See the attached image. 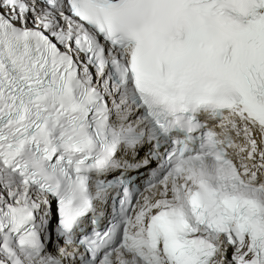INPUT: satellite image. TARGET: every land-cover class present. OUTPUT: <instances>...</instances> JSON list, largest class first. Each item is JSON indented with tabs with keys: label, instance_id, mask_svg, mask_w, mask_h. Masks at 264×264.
Segmentation results:
<instances>
[{
	"label": "snow or ice",
	"instance_id": "6c2138e0",
	"mask_svg": "<svg viewBox=\"0 0 264 264\" xmlns=\"http://www.w3.org/2000/svg\"><path fill=\"white\" fill-rule=\"evenodd\" d=\"M0 264H264V0H0Z\"/></svg>",
	"mask_w": 264,
	"mask_h": 264
}]
</instances>
